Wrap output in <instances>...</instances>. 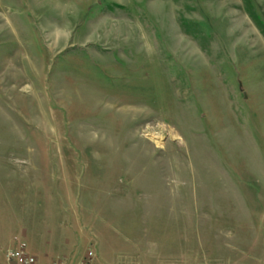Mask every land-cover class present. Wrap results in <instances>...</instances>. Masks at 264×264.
Segmentation results:
<instances>
[{
    "label": "rangeland",
    "instance_id": "rangeland-1",
    "mask_svg": "<svg viewBox=\"0 0 264 264\" xmlns=\"http://www.w3.org/2000/svg\"><path fill=\"white\" fill-rule=\"evenodd\" d=\"M0 161L65 196L80 264L141 262L143 232L100 224L115 197L185 208L188 249L257 239L264 0H0Z\"/></svg>",
    "mask_w": 264,
    "mask_h": 264
},
{
    "label": "crops",
    "instance_id": "crops-1",
    "mask_svg": "<svg viewBox=\"0 0 264 264\" xmlns=\"http://www.w3.org/2000/svg\"><path fill=\"white\" fill-rule=\"evenodd\" d=\"M42 182V177L36 174L32 176L19 168L17 162L7 164L0 161V264H17L10 263L7 254L20 243L27 245L28 254L36 259L35 264L81 263L84 254H81L78 243L79 256L75 259V248L69 239L71 232L69 222L64 220L63 212L59 209L63 203L60 200L65 196L60 197L52 183H48L43 194ZM66 198L69 199L68 196ZM114 199L116 201L109 204L115 205L116 211L114 213L107 211L111 208L105 204L101 210L104 215L100 224L117 235L139 231L145 234L146 245L138 246L137 250L138 254L144 256L141 262L137 260L135 264H187L186 257L190 258L191 264H197L196 257L202 251L215 252L225 257L224 261L228 264H264V230H257L258 238L256 239V236L253 241L239 240L231 246L212 243L205 250L202 246L188 249L186 241H181L182 236L186 239L185 208L159 205L157 213L147 211L146 214H139V205L133 203L125 205L117 201L119 198ZM153 206L148 204L149 208ZM168 224L177 233L174 239L162 235ZM219 227L218 224L212 226L216 229ZM71 230L74 231L73 228ZM250 231H253L251 227H242L243 233ZM153 233H157L156 236H153Z\"/></svg>",
    "mask_w": 264,
    "mask_h": 264
},
{
    "label": "built area",
    "instance_id": "built-area-1",
    "mask_svg": "<svg viewBox=\"0 0 264 264\" xmlns=\"http://www.w3.org/2000/svg\"><path fill=\"white\" fill-rule=\"evenodd\" d=\"M28 248L25 243H20L19 246L13 250H10L7 254V260L11 262H15L17 264H35L36 259L30 256L27 252ZM93 258V254L90 255ZM88 259L85 264H91L93 259ZM91 260V261H89Z\"/></svg>",
    "mask_w": 264,
    "mask_h": 264
}]
</instances>
